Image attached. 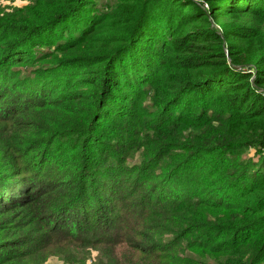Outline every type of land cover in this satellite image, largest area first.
Instances as JSON below:
<instances>
[{
	"label": "trees",
	"instance_id": "1",
	"mask_svg": "<svg viewBox=\"0 0 264 264\" xmlns=\"http://www.w3.org/2000/svg\"><path fill=\"white\" fill-rule=\"evenodd\" d=\"M28 1L30 14L16 11L14 19L0 17V142L13 147L17 156L34 154L38 179L14 173L22 179L16 178L0 195L1 205L8 216L23 219L55 214L49 225L52 242L100 244L104 252L123 256L122 264L165 262L158 253L138 249L119 253L118 245L130 241L132 233L142 234L134 231L144 225L147 213L142 209L135 225L136 212L129 205L117 207L113 215L99 211L98 190L119 200L131 181L123 175L114 180L120 177L114 175V164L99 154L80 155L93 167L81 170L83 180L77 179L73 189L50 175L52 169L44 170L56 163L59 140L81 138L77 148L89 143L90 152L97 153L102 128L135 116L137 104L147 98L157 111L151 140L156 150L173 144L189 153L220 151L234 159L249 147L264 151V0H115L105 11L96 7L97 0ZM62 112L65 117L57 115ZM119 140L127 144L132 139L122 134ZM126 164L118 161L116 166ZM258 164L229 171L226 180L233 187L228 194L202 185L211 198L190 202L185 198L190 193L192 200L194 194L187 187L177 197L188 202L186 210L168 202L171 211L152 219L167 228L169 222L215 218L223 232L221 248L215 251L224 264L255 263L263 251L255 254L264 247V154ZM24 171L30 174L32 169ZM170 190L174 193L161 192L155 201L165 206L162 198L178 195L176 187ZM79 196L90 199L80 202ZM247 227L255 231L246 232ZM257 233L261 244L251 239ZM175 236L176 247L164 238L154 251L179 252L183 241L193 243L185 239L189 234ZM30 249L40 251L42 246Z\"/></svg>",
	"mask_w": 264,
	"mask_h": 264
},
{
	"label": "rangeland",
	"instance_id": "2",
	"mask_svg": "<svg viewBox=\"0 0 264 264\" xmlns=\"http://www.w3.org/2000/svg\"><path fill=\"white\" fill-rule=\"evenodd\" d=\"M115 0H97L94 2L96 7L100 11H105V9L111 7ZM32 2L28 0H0V17L11 16L16 11H21L23 14H30L27 12L31 9ZM14 19V16L10 17ZM2 34V30H0ZM6 35V34H5ZM138 109L135 111V116L130 118L123 117L117 118L115 121L117 124H113L110 129L102 128L98 133L97 138L100 140V146L97 153L90 152L87 148L89 143L84 149L77 148V142L81 138H72L69 141L65 139L59 140L63 141L60 145L56 146L57 152L56 163L50 165L44 171H48V168L52 169L53 172L50 174L55 178L59 179L61 182H66L68 186L73 189L77 187V179H80L83 175L82 169L85 167L92 168V165L88 166V160L83 159L80 155H85L87 158L90 154H99L100 156L106 158L109 163L114 164V175H123L125 179L131 177V181L126 182V188L122 190L120 199H114V194L112 192H102L98 190V195L102 197L100 201L103 208L99 211H104V215L108 214L109 211L113 215V210L120 209L122 206H131V208L136 212L135 225L141 220V211L147 213L144 221V225L140 226L134 232L142 233L137 235L132 233L130 236V241L127 243H121L118 245L119 253L133 252L134 249H138L139 252H144L150 255L159 254L158 258L166 257L168 260L165 262H160L157 264H179L180 259L186 260V264H224L225 259L219 257L217 253L220 251L221 243L218 242L219 235L223 232L216 228V219L206 216V218L197 219L195 223L188 224L187 222H182L180 225H174V223L169 222L166 224L161 223L160 220L152 219L153 214L163 215L166 212L171 211V206L168 202H172V206L177 208L187 209L188 202L182 200L179 195V191L186 190L187 187H191V191L194 196L191 200L189 195L185 198L186 200L192 202L196 199H209L211 196L205 194V189L201 188L202 185L213 186L214 193L223 194L233 187L226 180V175L229 171L238 170V168L252 169L254 164L257 165L260 161H263L264 151L257 150L256 147L247 148L242 155L234 157H229L227 154L222 152L214 153H199L192 152L189 153L181 147L170 146L165 144L162 150L153 146L151 140L155 137V127L154 117L157 113L155 106L151 103L149 98L142 99L139 104H137ZM153 111V112H152ZM59 117H65V114L58 113ZM138 121V122H137ZM122 126V127H121ZM70 130L69 132H71ZM4 134L3 127L0 126V137ZM126 135L132 140L127 144H122L119 140L120 135ZM138 136V137H137ZM137 137L136 141L133 140ZM60 150V151H59ZM156 150V151H155ZM23 151H21L22 153ZM19 153L11 146H2L0 142V173L5 169L6 174L0 175V195L8 191L9 186L14 185L16 178L21 180L22 177L14 175V173L19 172L23 177H34L38 179L36 173L37 159L34 154H29L28 157L17 156ZM76 157H79L78 161H72ZM63 158V159H61ZM31 159V160H30ZM61 159V160H60ZM114 159V162L112 160ZM119 162H126L127 164L123 168H119L116 164ZM187 162V163H186ZM12 165L16 167H12ZM31 167L32 172L30 174L26 173L24 170ZM113 166V165H112ZM261 163L256 166L260 169ZM43 165L41 166V169ZM118 168V169H115ZM126 169V172L124 170ZM94 171V168L91 170ZM112 172V173H113ZM216 172V174H214ZM33 174V175H32ZM103 175V172H101ZM139 174H142L141 177ZM7 175H12L7 177ZM81 176V177H80ZM241 178V175L239 176ZM52 179V177L50 178ZM122 180L123 177L113 178ZM18 180V181H19ZM83 178L80 179V181ZM135 181V184L132 181ZM50 183V182H49ZM48 186V183L46 184ZM31 186L29 188L31 189ZM170 187H176V192L178 195H173L170 197L162 198L166 203L165 206L160 204V200L155 201V197L161 193L165 192L167 195L173 194L174 192L170 190ZM93 187L92 189H95ZM101 189V188H100ZM38 190H36L37 192ZM46 191V190H44ZM205 194V196H204ZM90 199V197L79 196L76 200L82 202ZM91 199H97L96 195ZM225 202H238L235 199L228 200ZM70 207V206H69ZM120 207V208H117ZM68 209V208H66ZM52 210V209H51ZM226 211V209H221ZM66 210H54V213L63 212ZM46 214V212H45ZM47 215V214H46ZM44 215L40 219L31 220V218L23 219L22 216H8L5 212V208L0 202V264H122L123 256L118 253H107L102 250V245L100 244H90L86 242H79L70 244L72 241H68L65 244L52 242L50 236L49 225L55 220L53 214ZM170 216V213L167 214ZM102 218V216L97 217V219ZM91 225L85 226L86 228ZM132 226V225H130ZM247 232H254L252 227L245 228ZM176 232L182 236H186V240H191L192 242L181 243V251L169 250V252H155L154 248L159 239L168 240L171 245L169 247H176L177 237ZM214 235L212 240H206L208 235ZM162 235V236H160ZM181 236V237H182ZM196 236L205 237V240H199ZM47 238V239H46ZM257 238L258 244L263 242V238L257 233L251 238ZM24 244L18 246L23 241ZM43 240V241H42ZM174 241V242H172ZM16 242V244H15ZM36 244L42 246V250L37 249L34 251L30 249ZM9 248L7 249L8 246ZM210 245L214 247L211 249L207 247ZM178 249V248H177ZM263 251V252H262ZM260 252V256L256 259L253 264H264V247L258 250L255 254L257 256ZM74 257L76 261H71L69 258ZM189 261H188V260ZM263 259V260H262ZM71 262V263H67Z\"/></svg>",
	"mask_w": 264,
	"mask_h": 264
}]
</instances>
